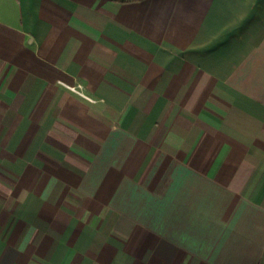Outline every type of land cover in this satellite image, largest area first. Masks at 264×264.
I'll return each mask as SVG.
<instances>
[{
    "label": "crops",
    "instance_id": "0c3cea01",
    "mask_svg": "<svg viewBox=\"0 0 264 264\" xmlns=\"http://www.w3.org/2000/svg\"><path fill=\"white\" fill-rule=\"evenodd\" d=\"M0 264H264V0H0Z\"/></svg>",
    "mask_w": 264,
    "mask_h": 264
},
{
    "label": "built area",
    "instance_id": "2783aa9c",
    "mask_svg": "<svg viewBox=\"0 0 264 264\" xmlns=\"http://www.w3.org/2000/svg\"><path fill=\"white\" fill-rule=\"evenodd\" d=\"M75 90V88H73Z\"/></svg>",
    "mask_w": 264,
    "mask_h": 264
}]
</instances>
